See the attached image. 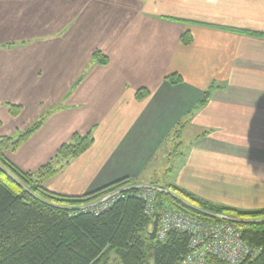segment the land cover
Wrapping results in <instances>:
<instances>
[{"label":"crops","instance_id":"crops-1","mask_svg":"<svg viewBox=\"0 0 264 264\" xmlns=\"http://www.w3.org/2000/svg\"><path fill=\"white\" fill-rule=\"evenodd\" d=\"M0 103L21 106L13 119L50 110L24 142L46 148L38 167L91 131L92 145L45 179L51 191L147 183L180 123L179 138L192 134L169 182L215 205L264 210V0H0Z\"/></svg>","mask_w":264,"mask_h":264},{"label":"trees","instance_id":"trees-1","mask_svg":"<svg viewBox=\"0 0 264 264\" xmlns=\"http://www.w3.org/2000/svg\"><path fill=\"white\" fill-rule=\"evenodd\" d=\"M180 40L189 44L191 33L183 32ZM91 58L99 64L107 63L99 50L93 51ZM166 78L171 83L181 81L177 73ZM209 93L210 90L203 93L196 108L207 101ZM146 94L148 91L141 88L136 97ZM6 104L11 116L20 113V105ZM44 119L42 115L14 136L0 135V264H103L110 253L121 264H182L188 249L187 234L170 232L164 241L150 238L153 216L145 213V202L131 189L102 211L79 210V204L128 183L129 178L82 195L57 193L42 184L44 177L61 170L92 145L91 131L73 133L70 141L62 143L51 159L35 171L23 170L9 159L6 152L15 151ZM181 128L182 124H177L171 134L178 136ZM168 187L156 193L157 213L165 206L195 216H202V210L229 213L235 217L243 238L260 247L255 257L241 264H264V210L240 211L210 203L173 183ZM207 262L228 264L213 257Z\"/></svg>","mask_w":264,"mask_h":264},{"label":"built area","instance_id":"built-area-1","mask_svg":"<svg viewBox=\"0 0 264 264\" xmlns=\"http://www.w3.org/2000/svg\"><path fill=\"white\" fill-rule=\"evenodd\" d=\"M137 188L138 186H133ZM124 188V187H122ZM117 188L100 195L95 201L99 212L106 209L112 202L125 196V189ZM130 188H127L129 191ZM138 193L145 202V213L153 215L156 193L161 190L155 185L137 188ZM96 198V199H97ZM93 203L94 205H96ZM202 216L185 213L175 207L165 206L158 213V228L156 239L166 240L170 232H181L188 236V249L182 264H208V259L213 257L228 264H241L246 259L255 257L260 247L245 240L241 229L235 223V217L221 211L202 210Z\"/></svg>","mask_w":264,"mask_h":264},{"label":"rangeland","instance_id":"rangeland-1","mask_svg":"<svg viewBox=\"0 0 264 264\" xmlns=\"http://www.w3.org/2000/svg\"><path fill=\"white\" fill-rule=\"evenodd\" d=\"M67 56H68V54H64V52H63V58H66ZM54 85L56 86V84H54ZM41 91L43 92V91H45V89L42 88ZM49 92L51 94L53 93V92H51V90H49ZM50 105H52V103ZM6 108L7 107H6V105L4 103H0V117L2 119V126H0V135L8 134V135H13L14 136L16 134L17 130H23V129L31 126L33 122L38 120L40 118V115L37 116V113H42V115L45 116L47 114V112L50 111L47 108H40L39 112H35V111L30 112L29 111V112L23 114L21 117L13 119V117H11L9 115L8 110ZM61 108H64V105H62ZM182 128H181V130H182ZM181 130H180L178 136H174V135L171 134L167 144L165 143V145L163 146L161 151H159V153L147 165L146 175L149 176V181H147V183L138 184V183L130 180L128 183L119 186L120 188L124 187V188H122V189H125L124 193L126 191H128L127 188H130L131 191H134L135 193H138L139 191H142V190H139L137 188H144V186H147L149 184L160 187L161 188L160 191H166V188H169L168 187V186H170L169 179L174 177V174L170 175L169 173H171L172 171L174 172L178 168L179 162L181 161V158H182L181 154H183L187 149H189L188 148L189 147L188 144H189V140L191 139V138H189V136L192 134V132L187 130L182 135V137L179 138ZM48 133H49V135H55V137H57L59 134H61L60 135L61 137L62 136L65 137L64 134L58 132V130L57 129L55 130V128H53ZM68 138L69 139L67 141H69L71 139L70 136ZM23 143L21 144L22 147L20 149H19V147L21 145L15 151L8 150L6 152L7 156L11 160H12V158L16 157V160L22 162L23 165L38 169L40 166L39 167L37 166L39 164H37L36 155L41 154V152L44 149H46V148L45 147H40V146H34L33 145L34 144L33 140L28 141V142H26L24 144ZM47 177H44V179H42V184L44 186H45L44 181H45V179ZM107 185H109V184H107ZM164 185H167V186H164ZM133 186H135V187L138 186V187L134 188ZM119 187H115L112 190H117V188H119ZM164 187H166V188H164ZM107 192L108 191L102 193V195L106 194ZM142 192H144V191H142ZM98 197L100 199V196H98ZM202 199L205 200V198H202ZM97 200H98V198L90 200L88 202L81 203V204L78 205V208H79V210L96 209V206L98 204H96L95 201H97ZM93 203H95L96 205H94ZM210 203H212V202H210ZM153 205H154V209H155L156 208V200H155V204H153ZM224 213L228 214L229 216H233V215H231L229 213H226V212H224ZM149 216H151V215H149ZM236 219H238V218H236ZM103 264H121V263L119 262V260H118V258H117V256L115 254L110 253L109 254V258L107 259V261L105 263L103 262Z\"/></svg>","mask_w":264,"mask_h":264},{"label":"water","instance_id":"water-1","mask_svg":"<svg viewBox=\"0 0 264 264\" xmlns=\"http://www.w3.org/2000/svg\"><path fill=\"white\" fill-rule=\"evenodd\" d=\"M151 226L152 227L149 232V235H150V238L154 239L156 235L157 227H158V214L157 213L154 215Z\"/></svg>","mask_w":264,"mask_h":264},{"label":"bare ground","instance_id":"bare-ground-1","mask_svg":"<svg viewBox=\"0 0 264 264\" xmlns=\"http://www.w3.org/2000/svg\"><path fill=\"white\" fill-rule=\"evenodd\" d=\"M156 213H157V211L153 213V215H152V216H153V218H154V215H155ZM157 214H158V213H157Z\"/></svg>","mask_w":264,"mask_h":264}]
</instances>
